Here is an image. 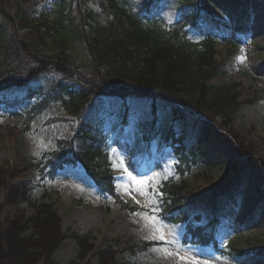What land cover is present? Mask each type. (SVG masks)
Returning a JSON list of instances; mask_svg holds the SVG:
<instances>
[{"label": "trees", "instance_id": "1", "mask_svg": "<svg viewBox=\"0 0 264 264\" xmlns=\"http://www.w3.org/2000/svg\"><path fill=\"white\" fill-rule=\"evenodd\" d=\"M91 1L59 0L52 9H39V0H0V106H16L19 99L8 101L16 93L35 100L27 108L25 126L9 124V131L16 136L31 130L33 119L51 104L60 103L77 126L72 138L59 139L56 150L35 160L43 178L55 180L60 170L80 163L101 194L113 196L120 206L135 212L145 209L124 201L116 190L109 137L98 117L100 102L106 98H147L170 105L173 121H183L185 126L180 133L174 127L165 133L178 160L179 180L163 181L158 214L166 222L186 224V243L217 244L216 224H201L200 217L192 219L184 209L187 177L198 164L212 168L217 158L226 157L227 150L240 152L245 148L234 145L220 127L204 117L212 113L228 119L243 102L240 83H209L218 73L216 39L206 34L196 41L184 27L158 18L160 0H96L105 20L91 7ZM79 4L80 14L75 16L72 8ZM205 11L210 16L201 13L204 21L220 25L211 17L210 9ZM195 19L199 22L197 16ZM75 43L86 47L91 72L76 66L71 55ZM50 75L60 78L47 86L35 84ZM245 150L248 152L247 147ZM242 156L246 169L249 164L261 167L257 156ZM21 164L0 168V197L4 196L0 203V264H61L54 256L68 235L63 231L56 199L45 188L42 199L37 200L28 182H14L33 162L26 159ZM214 189L217 195L220 188ZM72 236L79 245L80 262L89 264L97 257V264H132L119 261L116 246L120 239L98 249L91 234ZM154 244L129 243L127 249L135 255ZM231 249L236 256L244 253L235 246Z\"/></svg>", "mask_w": 264, "mask_h": 264}, {"label": "rangeland", "instance_id": "2", "mask_svg": "<svg viewBox=\"0 0 264 264\" xmlns=\"http://www.w3.org/2000/svg\"><path fill=\"white\" fill-rule=\"evenodd\" d=\"M56 1L59 0H39V9H52ZM91 2V7L105 20L96 0ZM205 8L210 9L211 17L220 25L204 21L201 13L207 14ZM72 10L75 16L79 15L80 4ZM156 15L167 24L184 27L196 41L206 34H213L217 41L218 73L210 77L209 83L220 86L240 83L243 102L228 119L212 113H206L204 117L220 127L222 134L231 138L234 145L247 147L253 154L248 155L245 148L240 152L231 148L225 158H217L214 167L208 168L200 163L187 177L184 209L192 219L200 217L201 224H216L217 244L186 243V224L166 222L158 214L163 181L179 180L178 160L165 139V133L172 127L180 133L185 126L183 121H173L172 108L164 102L147 98L126 101L106 98L99 107V122L109 137L116 190L124 201L145 210L129 211L113 196L101 194L80 163L60 170L55 180L43 178L35 160L56 150L59 139L72 138L77 126V121L60 103L51 104L32 120L31 130L16 136L7 126L24 127L27 108L35 100L16 93L8 100L10 103L19 99L16 106L8 103L0 106V168L7 164H21L26 159L33 162L23 177L14 182H28L37 200L42 199L45 188L56 199L62 228L68 235L54 256L61 264H85V261L77 260L79 245L73 233L91 234L98 249L113 239H120L119 246H116L119 261L132 264H193V261L195 264H264V1L160 0ZM189 21L197 24L187 25ZM71 55L81 71L91 72L92 63L84 44H73ZM59 78L57 75L44 76L35 84L47 86ZM129 151L131 159L136 162L127 157ZM242 155L249 159L257 156L262 169L251 164L246 169ZM144 168L147 170H142ZM129 172L137 179L147 181V195L134 190L128 193L127 189L135 187L127 174ZM216 187L220 188L217 195L214 194ZM3 202L4 196H1L0 203ZM149 216H155V225L146 223L145 218ZM156 228L163 232L166 242L156 238L159 235ZM127 241L134 245H142L145 241L156 244L132 255L127 249ZM232 246L244 250L243 255L231 254ZM97 262L98 258L92 257L89 264Z\"/></svg>", "mask_w": 264, "mask_h": 264}, {"label": "snow or ice", "instance_id": "3", "mask_svg": "<svg viewBox=\"0 0 264 264\" xmlns=\"http://www.w3.org/2000/svg\"><path fill=\"white\" fill-rule=\"evenodd\" d=\"M126 171V169H125ZM130 180L134 183L135 187L134 189L133 188H129L127 189L128 193L131 194V192L134 190L136 191L138 194L140 195H147L148 193L146 192V187L148 186V183L146 180L144 179H137V177L133 176L130 172L127 173ZM149 180L152 179L151 177L148 178ZM133 199H135V197H133ZM138 203V201H137ZM154 211V210H153ZM146 223H151L153 225H155L156 223V218L155 216H149V217H146ZM157 232H159V235L158 237H156L157 239H159L160 241H165V237H164V234L163 232L159 229V228H156L155 229ZM181 259H184L181 257ZM193 264H195V261H193ZM206 264V262H205Z\"/></svg>", "mask_w": 264, "mask_h": 264}, {"label": "bare ground", "instance_id": "4", "mask_svg": "<svg viewBox=\"0 0 264 264\" xmlns=\"http://www.w3.org/2000/svg\"><path fill=\"white\" fill-rule=\"evenodd\" d=\"M263 1H264V0H263ZM130 155H131V153H130V151H129L127 157L130 159L131 162H136V160L131 159ZM142 170H147V168H144V169H142Z\"/></svg>", "mask_w": 264, "mask_h": 264}]
</instances>
